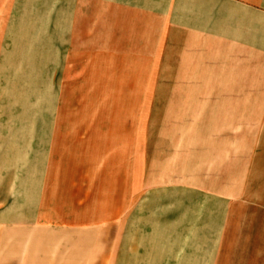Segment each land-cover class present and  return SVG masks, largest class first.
<instances>
[{"label":"crops","instance_id":"crops-1","mask_svg":"<svg viewBox=\"0 0 264 264\" xmlns=\"http://www.w3.org/2000/svg\"><path fill=\"white\" fill-rule=\"evenodd\" d=\"M256 33L264 0H0V99L9 62L32 60L16 86L30 122L0 124V258L94 233L101 264H202L207 242L212 264L196 204L154 182L169 175L152 83L155 68L216 67Z\"/></svg>","mask_w":264,"mask_h":264},{"label":"rangeland","instance_id":"rangeland-1","mask_svg":"<svg viewBox=\"0 0 264 264\" xmlns=\"http://www.w3.org/2000/svg\"><path fill=\"white\" fill-rule=\"evenodd\" d=\"M249 39L248 50L221 52L216 67L155 68L153 108L146 116L154 125V145L168 155L162 167L169 178L154 182L168 184L169 203L173 194L180 201L183 193L196 204L200 234L216 244L212 264H264V33ZM22 54L5 68L9 97L0 99V124L30 122L17 114L22 100L16 86L22 88L32 74V60ZM3 130L0 126L7 134V127ZM44 237L46 250L19 258L9 252L0 264L102 263L94 233L84 242H68L65 251H54L59 242ZM206 246L202 264L212 255Z\"/></svg>","mask_w":264,"mask_h":264}]
</instances>
